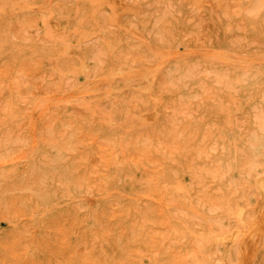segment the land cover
<instances>
[{"label": "rangeland", "instance_id": "rangeland-1", "mask_svg": "<svg viewBox=\"0 0 264 264\" xmlns=\"http://www.w3.org/2000/svg\"><path fill=\"white\" fill-rule=\"evenodd\" d=\"M262 182L264 0H0V264H264Z\"/></svg>", "mask_w": 264, "mask_h": 264}, {"label": "bare ground", "instance_id": "bare-ground-1", "mask_svg": "<svg viewBox=\"0 0 264 264\" xmlns=\"http://www.w3.org/2000/svg\"><path fill=\"white\" fill-rule=\"evenodd\" d=\"M146 116H148L150 118L153 117L152 114H148ZM261 189H262V192L264 194V182L261 183ZM236 238L237 239L239 238L242 243L247 244L249 239L251 238V235H250V233H243V235L241 237H238L235 233H232L227 238H223L222 237L221 239H219V241H221V242H226V241L231 242V241L235 240ZM245 255H246V252H245Z\"/></svg>", "mask_w": 264, "mask_h": 264}]
</instances>
